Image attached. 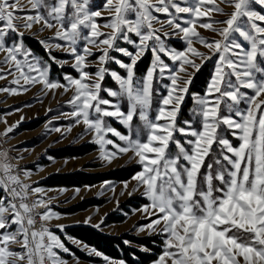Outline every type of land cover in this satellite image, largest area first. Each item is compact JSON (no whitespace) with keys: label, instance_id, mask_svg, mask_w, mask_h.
I'll use <instances>...</instances> for the list:
<instances>
[{"label":"snow or ice","instance_id":"obj_1","mask_svg":"<svg viewBox=\"0 0 264 264\" xmlns=\"http://www.w3.org/2000/svg\"><path fill=\"white\" fill-rule=\"evenodd\" d=\"M89 3L90 0H29V13L34 14L19 15L25 11L20 0H0V52L5 54L4 63L11 64L18 73L12 83L20 85L22 80L27 85L42 84L46 91L74 89L69 101L75 108L71 116L77 124L82 122L88 131L95 133L101 158L111 163L118 153L129 152L138 158L142 171L134 179L138 187H144L150 201L143 211L156 217L146 227L153 232L159 228L167 237L166 250L157 264H264V14L253 9L256 3L264 6V0H193L192 3L189 0H106L110 22L103 27L111 29L108 33L101 31L97 23L102 12L92 10ZM221 4L233 11L225 13ZM170 9L175 14H189L191 19L183 21L187 26L177 22ZM154 12L165 13L169 19L161 21ZM213 13L227 18L214 21ZM204 17L208 18L207 22H201ZM20 21L27 30L36 24L55 29L52 39L65 42L55 47L67 48L74 57L73 67L79 71V77H65L67 84L52 82L39 61H28L31 53L22 43L6 46L5 37L9 32L23 37L17 23ZM154 24H160L161 28ZM165 24L183 34L188 45L186 51L165 46L157 35ZM217 24L223 26L217 27ZM197 26L217 33L220 39L209 41L200 35ZM128 34H135L139 43L130 40ZM120 37L134 44L137 50L133 53L116 48L115 42ZM193 38L219 61L207 95L196 98L202 118L199 130L191 124L183 128L176 123L180 104L191 83V73L185 65L197 71L200 67L189 58V53L201 60L211 58L193 46ZM81 40L86 43L78 52L76 46ZM149 42H153L150 50L155 61L146 78L137 81L135 65L149 50ZM89 45L101 52L100 65L113 59L109 50L130 57L127 64L116 60L126 69V76L115 71L110 73L119 91L106 90L109 96L125 101L127 111L121 110L119 100L113 103L100 95L108 72L106 67H98L95 78L85 70L88 57L93 55ZM161 54L179 61V70L170 76L167 96L150 117L154 73L157 68L161 73L168 68ZM19 56L24 59H18ZM181 72L188 79H183ZM242 89L251 90L252 95ZM0 91L18 94L20 89ZM242 102L248 105L243 111L239 107ZM104 117H115L128 129V134L106 125ZM134 119L141 123L134 124ZM222 125L233 130L232 135L240 141L238 146L219 135ZM11 131V127L6 130ZM108 133L123 141L124 146L107 139ZM177 133L187 139L182 142ZM214 144L221 150L217 157L209 159ZM107 145H113L116 151L106 152ZM14 169L7 153L0 152V189L7 193L0 196V264H65L54 249L65 252L68 249L46 226L51 219H58V215L47 209L42 195L28 202L30 191L43 194V189L24 183ZM40 207L46 210L36 213ZM37 215L45 222L39 229ZM13 225L16 228L10 230ZM14 244H20L22 251L13 250ZM104 259L108 264H116L107 257Z\"/></svg>","mask_w":264,"mask_h":264},{"label":"rangeland","instance_id":"obj_2","mask_svg":"<svg viewBox=\"0 0 264 264\" xmlns=\"http://www.w3.org/2000/svg\"><path fill=\"white\" fill-rule=\"evenodd\" d=\"M180 2V0H177ZM193 0H189L192 3ZM219 2V0H218ZM24 5L25 11L18 13L19 15L34 14L29 13L30 4L29 0H20ZM182 6H184L182 4ZM224 8L225 13H231L233 9L226 4L220 5ZM89 7L92 10H99L102 16L97 18V23L101 25V31L108 33L111 29L104 28L103 25L110 22V15L106 10V0H90ZM253 9L264 14V6L256 3ZM174 13L173 9H170ZM161 21H167L169 17L165 13H153ZM175 14V13H174ZM177 22L182 26H187L183 21L191 19L187 13L175 14ZM134 18V17H132ZM227 16L213 13L212 20L223 21ZM208 18H202L201 22H207ZM19 31L23 32V37L18 36L16 32H9L5 37L6 46H15L17 43H22L24 49L28 50L31 55L28 56L29 62L39 61V66L47 69L48 79L52 82H59L60 84H67L65 77L71 76L73 78L79 77V71L73 67L75 61L74 57L69 53L67 48H56V44H65L64 41L52 39L55 29L44 28L41 24H36L31 30H27L22 26V21L17 22ZM156 28H161L160 24H154ZM217 27L223 25L217 24ZM87 31V30H85ZM197 31L201 36L209 41L220 39L217 33L200 28L197 26ZM168 33V35H164ZM157 35L161 37L165 46L168 49L176 51H186L187 41L183 39V34L179 33L167 24L164 25L162 31ZM128 38L135 43H139V38L135 34H128ZM30 39V40H29ZM103 39V37H101ZM31 40L35 41L38 46H33ZM85 41L81 40L77 44V51H82L85 46ZM153 42H149V50L146 51L135 65V79L143 81L149 71L152 70V65L155 61V55L150 50ZM193 46L200 52L211 56L210 59L201 60L192 56L189 53V58L194 59L196 64L200 65V71L205 65H208V78L202 93H191L190 88L193 83L194 77L198 72L196 69L185 65L187 72L191 73V83L188 85V93L184 95V100L180 104L179 112L177 113L176 123L178 127L188 128L189 124L193 129L199 130L201 128V117L198 114V105L196 104L197 97H204L207 95V88L210 85L211 79L215 74V69L219 63L216 55H213L209 49L204 47L203 44L193 38ZM93 55L88 57V67L85 69L90 74L95 73L100 66L106 67L108 72L105 74L104 80L101 84V97L111 100L113 103L120 101L121 110L127 111V103L120 97H112L108 95L106 90L119 91V85L111 76V72L115 71L121 76H126V69L120 67L116 60L122 63H130V57L123 55L122 52L116 50H109L110 59L106 65H100L98 57L101 52L89 45ZM116 48L127 49L130 52H135L137 49L134 44L128 43L123 37H120L115 42ZM150 56V62L146 70L140 68L138 70L137 64L146 56ZM164 63L168 65L163 73L157 68L154 73L152 83V109L150 117L155 115V110L162 106V98L167 96L169 87L171 86L170 76L174 71L179 70V61H172L169 57L161 54ZM18 59L23 60V56ZM5 54L0 52V75L4 78L0 79V89H20L18 94H12L10 91H0V147L4 153H7L8 160L15 166L14 171L19 175L20 179L31 185L32 188L39 187L43 189V194H33L29 192L30 199L34 197V201L38 195L47 201V209L58 215L57 222L58 228L51 231L54 235L58 236L60 241L68 249L67 252L61 249H54L57 252L59 259L65 264H108L104 259L108 258L110 261L119 264H129L125 260L126 252L121 251L123 258H113L107 254L97 250L93 246L74 238L66 233V229L74 225H89L102 233L112 236H127L129 238L124 240L127 247L133 248L142 252H153V249L147 245L139 244L131 241L130 237L146 238L151 245H160L162 241V252L157 256L156 260L149 264H157L160 256L166 250V235L159 231L153 232L147 229V225L156 217H151L143 211V208L150 204L148 197L144 194L145 189L143 186L138 187V182L134 177L142 171V165L138 163V158H135L131 152L127 154L118 153L111 163L101 158V147L95 142V133L88 131L86 126L81 123H76L71 113L75 110L74 105L69 101L74 95V89L65 91L64 88L46 91L42 84L35 86L24 84L21 80L20 85L12 83L14 78L18 76L15 69L11 64L4 63ZM171 70V71H170ZM35 75V73H33ZM180 76L183 79H188V76L181 72ZM23 89H27L26 91ZM241 91L247 92L252 95L251 90L242 89ZM191 98V105L186 113L182 112V108L188 98ZM247 104L242 102L239 106L243 111L247 108ZM108 107V106H102ZM111 110V109H109ZM223 112V106H222ZM239 119L238 117H236ZM106 125L114 128L115 130L127 135L128 129L121 124L115 117H104ZM187 122V123H186ZM141 123L134 119V124ZM11 127V132L6 130ZM69 128L71 129L69 131ZM56 129H59L57 131ZM233 130H229L226 126H221L219 135L227 138L233 146H238L240 141L236 136L232 135ZM6 133V134H5ZM177 137L183 142L187 137ZM107 139L113 140L116 144L124 146V142L120 141L118 137L108 133ZM90 147L91 150L81 155L56 157L52 152L67 148V147ZM213 151L209 159L217 157L220 153V146L214 144ZM106 152L116 151L113 145H107ZM36 157L37 162L30 167H22L23 164H30ZM208 161H206L207 163ZM22 167V168H21ZM135 169L134 174L126 180H106L93 185H83L76 187H48L41 185V181L52 174L58 173H72L76 171H84L92 174H105L117 169ZM203 171V169H202ZM27 173V175H26ZM127 185V187H125ZM7 193L4 189H0V196H6ZM93 199L99 201L100 204L90 206L84 210L75 213L65 212L67 209L75 207L85 200ZM7 203V200L3 201ZM43 212L46 210L40 207ZM113 216L120 217V221L107 222V218ZM90 218V219H89ZM62 226V227H61ZM163 227V225L159 226ZM16 228L13 225L14 230ZM144 230H141V229ZM150 237H156L155 240ZM15 251H22L20 244L11 246ZM98 252L100 255H96ZM132 259L136 262L139 261L138 257L128 252ZM86 258H82L80 255ZM170 264V262H169Z\"/></svg>","mask_w":264,"mask_h":264},{"label":"trees","instance_id":"obj_3","mask_svg":"<svg viewBox=\"0 0 264 264\" xmlns=\"http://www.w3.org/2000/svg\"><path fill=\"white\" fill-rule=\"evenodd\" d=\"M30 40V39H29ZM33 46H38L37 43L33 40L30 41ZM150 62V56L146 55L138 64L137 68L146 70ZM208 65H205L200 71H198L194 77L193 83L190 88V92L202 93L204 86L206 85L208 78ZM191 105V98L189 97L185 102L182 112L186 113ZM91 150L90 147L79 146V147H67L56 150L53 153L56 157H67V156H76L81 155ZM135 172V169H117L105 174H92L84 171H76L72 173H58L52 174L41 181V185L48 187H76L83 185H93L106 180H126L130 178ZM100 204L99 201L88 199L80 203L79 205L67 209V213H75L80 210H84L90 206ZM120 217L109 216L107 222L120 221ZM66 233L74 238H77L86 244L93 246L97 250L111 256L113 258H123L121 251L126 252L125 260L129 264H149L152 261L156 260L157 256L162 252V241L160 245H151L146 238H134L130 237L131 241H135L139 244L147 245L153 249V252H142L133 248H129L125 245L124 240L129 238L127 236H112L105 233H102L98 229L89 226V225H74L66 229ZM150 239L155 240L156 237H150ZM128 252L134 253L139 261L136 262L132 259L131 255ZM82 258L84 255L80 254Z\"/></svg>","mask_w":264,"mask_h":264},{"label":"built area","instance_id":"obj_4","mask_svg":"<svg viewBox=\"0 0 264 264\" xmlns=\"http://www.w3.org/2000/svg\"><path fill=\"white\" fill-rule=\"evenodd\" d=\"M0 152H3L1 147H0ZM37 159H38V157H36V158H35L30 164H26V163L23 164L22 167H24V166H25V167L33 166L34 163L37 162ZM22 167H21V168H22ZM30 200H31L30 203L33 202V201H34V197H32ZM36 213H43V210H42L41 208H37V209H36ZM58 225H59V222H57V220H55V219H51L49 222L46 223V226H47L51 231L56 230V229L58 228ZM42 226H45V222L42 221V220L39 218V215H37V217H36V228L39 229V228H41ZM49 264H50V262H49Z\"/></svg>","mask_w":264,"mask_h":264}]
</instances>
